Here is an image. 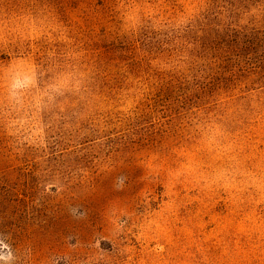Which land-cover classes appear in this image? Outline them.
I'll return each instance as SVG.
<instances>
[{
  "label": "rangeland",
  "instance_id": "rangeland-1",
  "mask_svg": "<svg viewBox=\"0 0 264 264\" xmlns=\"http://www.w3.org/2000/svg\"><path fill=\"white\" fill-rule=\"evenodd\" d=\"M0 264H264V0H0Z\"/></svg>",
  "mask_w": 264,
  "mask_h": 264
}]
</instances>
